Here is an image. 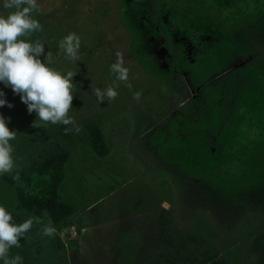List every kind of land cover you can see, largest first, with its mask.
<instances>
[{
    "label": "rangeland",
    "instance_id": "rangeland-1",
    "mask_svg": "<svg viewBox=\"0 0 264 264\" xmlns=\"http://www.w3.org/2000/svg\"><path fill=\"white\" fill-rule=\"evenodd\" d=\"M0 264H264V0H0Z\"/></svg>",
    "mask_w": 264,
    "mask_h": 264
},
{
    "label": "trees",
    "instance_id": "trees-1",
    "mask_svg": "<svg viewBox=\"0 0 264 264\" xmlns=\"http://www.w3.org/2000/svg\"><path fill=\"white\" fill-rule=\"evenodd\" d=\"M92 146L99 156L108 153L106 142L98 126L90 127ZM68 159L63 149L49 153L42 162L20 171L22 182L18 190L21 206L39 218L46 217L54 224H61L72 215V208L58 196L59 172Z\"/></svg>",
    "mask_w": 264,
    "mask_h": 264
}]
</instances>
